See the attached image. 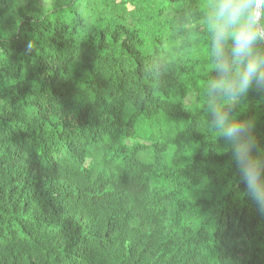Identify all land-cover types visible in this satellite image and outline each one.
<instances>
[{
  "label": "trees",
  "instance_id": "trees-1",
  "mask_svg": "<svg viewBox=\"0 0 264 264\" xmlns=\"http://www.w3.org/2000/svg\"><path fill=\"white\" fill-rule=\"evenodd\" d=\"M211 0H0V264H264L210 105ZM30 45V47H29Z\"/></svg>",
  "mask_w": 264,
  "mask_h": 264
},
{
  "label": "clouds",
  "instance_id": "clouds-1",
  "mask_svg": "<svg viewBox=\"0 0 264 264\" xmlns=\"http://www.w3.org/2000/svg\"><path fill=\"white\" fill-rule=\"evenodd\" d=\"M202 23L208 34L213 100L232 101L252 89H264V0H211ZM210 109L212 126L231 145L246 195L264 213V159L256 155L254 121L232 120L230 107L216 103Z\"/></svg>",
  "mask_w": 264,
  "mask_h": 264
}]
</instances>
